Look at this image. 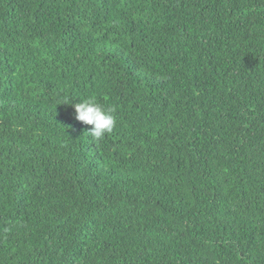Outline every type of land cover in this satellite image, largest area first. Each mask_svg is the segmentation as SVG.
<instances>
[{
	"label": "trees",
	"instance_id": "trees-1",
	"mask_svg": "<svg viewBox=\"0 0 264 264\" xmlns=\"http://www.w3.org/2000/svg\"><path fill=\"white\" fill-rule=\"evenodd\" d=\"M0 264H264V0H0Z\"/></svg>",
	"mask_w": 264,
	"mask_h": 264
},
{
	"label": "clouds",
	"instance_id": "clouds-1",
	"mask_svg": "<svg viewBox=\"0 0 264 264\" xmlns=\"http://www.w3.org/2000/svg\"><path fill=\"white\" fill-rule=\"evenodd\" d=\"M70 103V99L62 104ZM75 111V119L84 124L91 125L90 135L96 140H101L106 134L113 131L117 117L114 109L106 108L92 98L80 100L71 105Z\"/></svg>",
	"mask_w": 264,
	"mask_h": 264
}]
</instances>
